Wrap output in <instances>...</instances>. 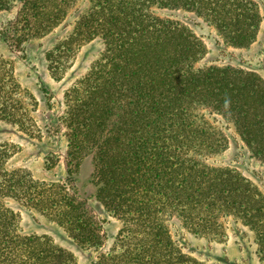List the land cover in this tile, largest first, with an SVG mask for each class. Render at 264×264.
<instances>
[{
    "label": "trees",
    "instance_id": "1",
    "mask_svg": "<svg viewBox=\"0 0 264 264\" xmlns=\"http://www.w3.org/2000/svg\"><path fill=\"white\" fill-rule=\"evenodd\" d=\"M88 1L75 33L100 38L103 50L66 94V139L71 165L93 156L97 202L122 223L120 255L102 257L98 264H201L179 253L170 222L211 242L221 240L230 219L251 233L264 264V194L241 172L211 163L228 150L229 140L206 116L231 124L264 166V79L234 66H202L206 46L172 17L193 14L213 26L226 45L248 49L262 22L257 3ZM70 3L40 0L43 10L29 6L28 19L43 18L56 7L58 20ZM10 6V0H0V12ZM11 100L2 89L0 120L16 125ZM5 161L0 150V200L24 198L79 247L100 245L95 222L71 186L75 171L68 170L64 184L40 185L3 171ZM15 224L16 215L0 204V264H73L49 238L22 236Z\"/></svg>",
    "mask_w": 264,
    "mask_h": 264
},
{
    "label": "rangeland",
    "instance_id": "2",
    "mask_svg": "<svg viewBox=\"0 0 264 264\" xmlns=\"http://www.w3.org/2000/svg\"><path fill=\"white\" fill-rule=\"evenodd\" d=\"M10 1L11 6L0 12V91L9 92L11 120L16 119L18 123L0 120V150L6 155L3 171L16 172L30 183L40 185L64 184L68 170L75 171L71 186L95 222L100 245L79 247L77 240L24 198L7 197L0 204L16 215L18 234L49 238L54 246L72 256L73 264L102 263V257L120 255L122 223L97 202L93 156L85 154L71 165L66 139V94L88 73L103 50L100 38L90 40L84 34L75 33L90 3L73 0L58 20L54 7L43 18L29 21L28 7L37 5L36 13L43 10V5L38 4L40 0ZM254 1L262 22L256 42L248 49L226 45L213 26L193 14L180 12L172 17L187 26L206 46L202 66H234L264 79V0ZM155 12L169 16L160 10ZM84 23L85 19L79 30L84 28ZM206 116L229 140L228 150L211 163L241 172L264 194V166L247 151L231 124L217 116ZM225 221V235L211 242L190 234L177 220L171 221L170 231L179 253L201 264H262L251 233L240 224L234 225L232 219Z\"/></svg>",
    "mask_w": 264,
    "mask_h": 264
}]
</instances>
